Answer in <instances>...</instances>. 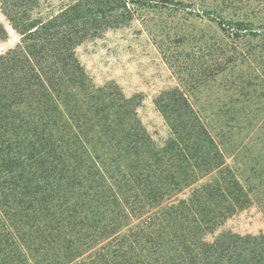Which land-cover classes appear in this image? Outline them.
I'll return each mask as SVG.
<instances>
[{
	"label": "rangeland",
	"instance_id": "1",
	"mask_svg": "<svg viewBox=\"0 0 264 264\" xmlns=\"http://www.w3.org/2000/svg\"><path fill=\"white\" fill-rule=\"evenodd\" d=\"M184 1L126 0L71 75L29 29L74 0H0V199L21 219L0 264H171L264 234V0Z\"/></svg>",
	"mask_w": 264,
	"mask_h": 264
},
{
	"label": "trees",
	"instance_id": "2",
	"mask_svg": "<svg viewBox=\"0 0 264 264\" xmlns=\"http://www.w3.org/2000/svg\"><path fill=\"white\" fill-rule=\"evenodd\" d=\"M23 1H25L26 6L32 3H26L27 0H21V2ZM160 1L164 6L175 7L179 10L191 6L189 2L184 0ZM129 3L134 6L138 3H142V0H129ZM119 8L123 10L120 13L121 16L131 11L126 0H74V3L62 8L56 15L50 17L49 20L39 25H32L29 30H31L30 33L34 32L40 35L41 44L46 43L49 45L48 56L54 60L49 66H57L61 63L67 73L74 75L75 73H79V69L75 63V59L71 57V54L68 55L73 42L79 43L87 35L93 34V32L99 30L100 27L108 26L109 20L104 19L105 15ZM203 12L205 14L210 13L206 10ZM217 20L221 24L226 23L230 28L234 25L233 23L227 22L222 17L217 18ZM235 25L232 33L234 37L239 36V31H244L248 28L247 25L239 22L235 23ZM26 46L27 48L24 47L17 54L18 63H29L28 57L30 56L28 53L32 54V46ZM2 96H0V101L2 100ZM0 103H2V101ZM8 150L10 149H7V151ZM41 169L36 167L37 172L42 171ZM101 172L104 173V171ZM39 176L40 180L43 179L42 172ZM28 181L31 184L32 180ZM0 182V188L1 186H5L4 182L1 180ZM34 182L36 183L37 181L34 180ZM32 187L34 191L39 190L41 184H35L32 185ZM128 201L129 200L126 202ZM131 202L133 203L134 201ZM9 208V205L0 199V226H4V228L7 227V225L3 224L5 220L9 221L12 227H16V222L21 220L16 217L17 215ZM172 239L170 242H176L179 238L173 237ZM199 245L201 246L200 251L196 249L194 245L184 244L182 246H184L185 249H183L182 252L177 250L176 253V249L174 248L172 249L173 256H167L166 258L170 260L171 264H264V234H246L240 236L239 234L233 233L219 237L212 243L204 242L199 243ZM130 249L134 250L135 247L131 246ZM156 254L157 247H154L151 252L143 255L142 260L156 256Z\"/></svg>",
	"mask_w": 264,
	"mask_h": 264
}]
</instances>
